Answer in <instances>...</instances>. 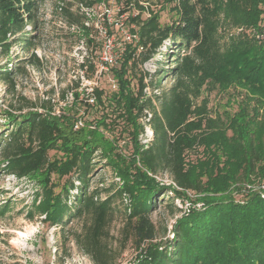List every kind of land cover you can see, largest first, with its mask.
Masks as SVG:
<instances>
[{
  "label": "trees",
  "instance_id": "obj_1",
  "mask_svg": "<svg viewBox=\"0 0 264 264\" xmlns=\"http://www.w3.org/2000/svg\"><path fill=\"white\" fill-rule=\"evenodd\" d=\"M98 1L102 0H78L86 7ZM148 1L125 0L128 7L132 4L137 9L126 16L136 43L125 42L118 63L108 68L116 89L104 97L103 90L94 86L93 101L86 94L83 101L86 107L107 101L115 117L131 127L130 156L119 152L114 141L99 131V127L110 129L114 119L106 121L102 116L91 129L86 123L77 124L76 116L54 114L49 107L44 113L19 114L11 108L4 117L13 127L6 130L5 138L0 135L3 170L42 183L41 198H35L33 205L44 214L43 221L58 225L88 219L77 237L92 264H115L106 242L115 195L108 194L109 189H88L100 157L120 177L115 192L127 202L121 233L124 242L133 237L142 256L139 264H264V196L249 190L246 199L238 202L226 194L233 184H239L238 190L240 184H264V42L244 28L257 26L264 0H155L159 10L167 7L174 12L169 22H161L159 10L142 4ZM41 3L0 0L2 53L7 54L15 41L9 35L26 23L35 27ZM69 24L85 28L81 17ZM230 27H242L241 33L221 43V32ZM86 39V45L93 41ZM164 40L171 45L167 60L148 83L146 70L135 73L148 59L146 54L139 57L137 50L147 45L155 48ZM24 41L32 45L30 39ZM35 59L31 52L27 63ZM79 65L89 75L95 71L88 54ZM12 67L0 68V80L10 85H14V74L24 69L18 63ZM162 79L170 83L159 94L145 91L148 84L159 87ZM230 87L241 96L237 109L212 112L203 90ZM73 95L75 104L78 93ZM145 125L153 134L146 145L138 139ZM193 152L196 155L189 158ZM163 172L170 175L171 184L156 180ZM164 191H170L173 199L191 192L196 199L190 201L203 202V208L191 207L175 220L172 237L166 236V223L159 231L150 216L165 201Z\"/></svg>",
  "mask_w": 264,
  "mask_h": 264
},
{
  "label": "rangeland",
  "instance_id": "obj_2",
  "mask_svg": "<svg viewBox=\"0 0 264 264\" xmlns=\"http://www.w3.org/2000/svg\"><path fill=\"white\" fill-rule=\"evenodd\" d=\"M155 0H149L142 4H147L150 10H159V5L153 4ZM149 4V5H148ZM125 12L120 14V10ZM67 10V12H65ZM160 21L169 22L175 14L169 8L159 10ZM136 14L137 9L130 4H125V0L98 1L92 7H86L78 0H42L39 6L36 25L26 23L23 29L15 35H9V40H15L7 54L0 51V68L14 69L16 63L24 66L23 70L14 74V85L8 81L0 80V135L5 138L7 129L13 127L6 124V111L11 109L15 114L24 113L29 110H38L44 113L45 107L52 108V113H70L77 118V124H88L93 128V122L102 116L106 121L114 119L110 129L99 127V131L106 138H110L116 144V149L130 156L132 151L131 127L123 122V119L115 117V111L104 101V105L86 107L83 103L86 89L89 86L100 87L104 92V97H108L116 89V83L108 69H102L99 73L100 51L103 48V33L106 30L111 38V48L119 61L120 54L125 42L136 43V37L131 36L129 28H133L127 22L126 16ZM147 12L143 13L146 16ZM83 18L85 28L78 25H70L71 19ZM261 26V29L258 27ZM247 34L255 37L264 32V6H261V14L257 26H244ZM242 27L226 29L221 33V43L228 38L235 37L241 33ZM243 32V31H242ZM92 38V43L86 45V38ZM131 36V37H127ZM24 38L31 40L32 45L27 46ZM88 48H92L90 51ZM171 45L168 40H164L160 45L151 48L139 47L137 54L141 57L148 55V59L142 66L136 67L135 73H139L140 68L146 70L144 81H148L156 76L161 64L166 62V54L170 51ZM86 49V51H85ZM33 52L38 60H33V64L27 63V58ZM88 54L95 64V71L89 75L80 67L82 57ZM170 59V58H168ZM168 64V63H165ZM116 65V63L114 64ZM88 81H92L88 84ZM170 79L161 80L159 87L148 84L145 91L149 94H159L163 87L168 86ZM77 84V87H75ZM132 84H136V79H132ZM78 93L76 103L73 101V93ZM203 95L209 99L208 106L211 111L237 109V101L240 95L233 87L227 91L216 89L203 90ZM231 96L229 99L228 97ZM233 98H236L233 100ZM1 138V136H0ZM140 143L148 144L153 139L150 128L145 125L143 132L138 136ZM0 139V160L2 159ZM97 151L96 154H99ZM52 154V151L50 152ZM195 152L189 153V158H194ZM100 160L96 165L88 189L97 187L100 191L109 189L110 195H115V210L109 218L107 225L108 235L106 242L111 246L114 253L115 264H139V257H142L135 248L133 237H129L124 242L121 228L125 222L123 210L127 202L115 192L120 184V177L108 166H104L105 159ZM2 162V161H0ZM77 184L75 176H71ZM160 184H171L168 173H160L155 177ZM53 180V176H51ZM240 190L236 189L239 184H233L226 193L238 202L246 199L245 193L258 190L262 194L264 187L261 185L250 186L240 184ZM76 192L75 189L73 190ZM248 191V192H247ZM42 193V183L31 177H17L6 173L3 164L0 163V264H92L90 259L81 251L78 243V235L84 230L87 218H74L66 224L50 225L43 221L44 214H39L33 205L36 198L39 200ZM102 193L101 196H105ZM188 197L173 196L170 191H164L162 197L164 202L159 203L151 212V219L158 226L159 231L162 224L166 223V236L172 237L171 228L175 220L187 213L191 207L203 208L201 200L196 199L191 192ZM164 239V238H163ZM140 255V256H139Z\"/></svg>",
  "mask_w": 264,
  "mask_h": 264
},
{
  "label": "built area",
  "instance_id": "obj_3",
  "mask_svg": "<svg viewBox=\"0 0 264 264\" xmlns=\"http://www.w3.org/2000/svg\"><path fill=\"white\" fill-rule=\"evenodd\" d=\"M100 33H103V48H101V51H100V65H99V73L101 72L102 69H108L110 66H113L115 63H117V59L115 58L114 56V53H113V48H111V38L109 36V34H105L106 33V30L105 31H102L101 28H100ZM131 36H135V35H131ZM131 36H127L128 38L131 37ZM260 40H263L264 42V32H262L260 35L257 36ZM86 51V49H85ZM87 54H85L84 57H86ZM82 57V62H83V58ZM92 81H88V84H91ZM86 89V97H87V100L89 102H92L93 101V96H92V93H93V86H89ZM79 124H81V122H79ZM172 183V181H171ZM264 187V185H261ZM262 196H264L262 194Z\"/></svg>",
  "mask_w": 264,
  "mask_h": 264
}]
</instances>
